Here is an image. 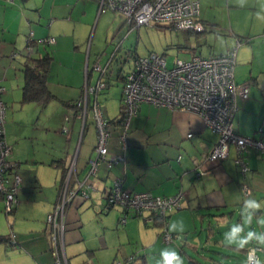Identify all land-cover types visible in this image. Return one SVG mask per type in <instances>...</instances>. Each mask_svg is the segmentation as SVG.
<instances>
[{
    "label": "crops",
    "instance_id": "0c3cea01",
    "mask_svg": "<svg viewBox=\"0 0 264 264\" xmlns=\"http://www.w3.org/2000/svg\"><path fill=\"white\" fill-rule=\"evenodd\" d=\"M198 2V18L204 25L201 32L152 24L177 35L158 54L165 55L166 49L173 46L178 52L187 51L182 52L186 56L175 57L187 59L195 54H224L236 47L233 79L246 84L248 93L236 99L238 109L233 128L240 135L261 137L264 135V0ZM108 20L98 13L96 0H0V84L4 86L0 95L5 103V139L11 147L8 159L21 176L11 213L15 225L22 214L25 222L21 228L25 230L23 235L18 230L13 233L0 230V234L11 233L13 237V242H0L5 250L4 264H53L50 227L45 218L66 181L70 190L91 187L87 198L78 191L66 206L64 242L69 264L79 252L95 255L97 249L108 247L103 228L109 227V215L119 219L124 214L126 224L129 218H134L120 206L106 205L116 178L122 180L123 188L133 192L149 191L165 197L181 194L179 205L174 209L177 211L169 214L167 228L173 220H183L185 225L190 210L197 208L202 211L200 220L205 215L215 218V222L209 218L204 228L207 239L215 244H222L214 238L217 228L218 231L226 229L232 209L242 203L239 201L241 184L248 185L250 195L253 193V198L264 205V154L253 147L244 151L249 168L245 175L234 162V146H230L223 159L207 158L219 135L195 111L141 102L129 120L122 143L123 128L119 119L124 75L134 57L155 51L148 49L140 53L138 50L141 25L130 27L123 19L116 26ZM30 31L34 43L28 53L39 58L50 56L46 85L53 97L45 104L22 102L23 66ZM134 31L136 42L131 44L127 39ZM200 34H207V39L220 36L224 41L216 50L213 45L216 43L206 39L212 52L203 54L197 39L194 42L191 39L192 35ZM46 37H53L54 41H39ZM97 62L102 72L95 67ZM99 79L105 82V87L97 93L86 92L87 110L82 116L77 101ZM94 100L109 121V154L124 158L110 168L101 163L91 172L89 159L94 155L97 134L91 109ZM188 132L192 133L189 137ZM44 172L55 178L52 191L42 197L40 177ZM142 214L135 216H143L145 224L159 225ZM254 214L259 219L264 215V207ZM92 221L95 225L89 231L87 226ZM136 222L142 228L138 219L131 220L129 225ZM257 225V232H264V227ZM161 231H156L158 238H162ZM247 247L239 249L244 257ZM188 260L190 264H205L193 255H188Z\"/></svg>",
    "mask_w": 264,
    "mask_h": 264
},
{
    "label": "built area",
    "instance_id": "2783aa9c",
    "mask_svg": "<svg viewBox=\"0 0 264 264\" xmlns=\"http://www.w3.org/2000/svg\"><path fill=\"white\" fill-rule=\"evenodd\" d=\"M98 13L107 9L122 15L130 27L147 24H164L179 30L201 32L203 23L198 18V0H96ZM33 32L27 37L26 52L32 47ZM40 42L52 43L53 37H46ZM34 42V41H33ZM238 44V42H237ZM236 47L227 53L219 55H192L189 58L176 57L170 66L164 54L149 52L143 56L133 58L130 69L125 73L122 84V108L120 124L123 132L120 136L124 144V136L130 118L136 114L141 102L155 105H165L169 108H181L195 111L200 115L204 124L212 131L218 133L216 145L206 157L211 160L225 158L230 146H234V162L242 174L248 170L243 157L247 147H253L264 153V135L261 137L244 136L238 134L233 128V117L238 109L237 97H245L248 93L246 84L236 83L233 79V67ZM95 67L103 69L99 63ZM105 87V82L98 80L96 85L85 89V93L77 106L84 116L87 110L86 92H98ZM4 86L0 84V93ZM93 120L96 126V143L94 155L89 159L90 171L95 172L101 163L110 168L114 163L123 160V156L109 154L108 138L110 136L109 122L102 114L99 103L94 100L91 104ZM188 132L186 136H191ZM11 147L5 139V103L0 95V196L5 202V213L13 209L17 197L16 193L21 184V176L14 171L15 164L10 162L8 156ZM70 172V170H69ZM90 186L79 189L84 198L89 196ZM78 191L68 189L67 181L60 190L59 198L51 212L46 216L50 227V247L53 255V264H69L65 254L64 235L66 231L65 210L72 202ZM241 191L245 196L250 194V188L242 184ZM181 194L174 196H157L149 191L133 192L122 187V180L114 179L108 194V203L120 206L123 210H132L135 214L147 215L150 212L166 214L177 208ZM146 215V216H147ZM149 219L150 216H147ZM120 220L125 221V215ZM165 242L172 241V235L165 230L162 233ZM255 243L245 250V258H258ZM112 264H123L113 262Z\"/></svg>",
    "mask_w": 264,
    "mask_h": 264
},
{
    "label": "rangeland",
    "instance_id": "374dc122",
    "mask_svg": "<svg viewBox=\"0 0 264 264\" xmlns=\"http://www.w3.org/2000/svg\"><path fill=\"white\" fill-rule=\"evenodd\" d=\"M249 10V9H248ZM248 10H245L246 12ZM103 16L108 17V21H114V25H118L121 20L124 19L122 15L114 13V11L107 9L101 12ZM140 35H138V50L140 53H145L148 49L154 50L157 53H161L163 49L166 48L170 40L175 38L176 33L170 32L169 30H164L163 28L155 27L152 24L141 25L140 26ZM104 34V33H103ZM127 41L131 44L136 42L137 34H131ZM207 34H200L199 36L192 35L191 39L194 42L197 39L198 49L200 48L203 54H208L212 52L208 47V42H215L213 44L216 46V50L220 49L224 38L218 36L217 38L206 37ZM105 36V35H104ZM208 40V42L206 41ZM104 37L102 46H104ZM197 49V50H198ZM179 50H183L182 48ZM182 52H187L186 50ZM178 52L173 46H170L166 49L165 56L167 57V65L170 66L175 56H186L184 53ZM130 63L127 62L126 66ZM115 66V64H114ZM43 180V188L41 189L42 197L46 195L49 191H52V186H54V178L51 177L47 172L43 173V177H40ZM21 185V184H20ZM32 193H38L37 191H32ZM251 194V193H250ZM245 196L241 192L239 201L241 204L234 207L232 212L229 214L230 221L226 223V229L218 231V224L216 223L217 233H215L214 238L218 240L219 243L215 244L212 240H208L206 237V230L204 229L207 226V220L213 219L212 222H215L214 217L204 216L203 220H200L199 214L200 210L193 208L190 210L191 213L187 216L185 227L187 228L183 233H177L176 237H173V240L170 242H165L162 238H158L156 231L163 229V226L153 224H145L143 216H135L134 211H130V215H134V218L128 219V224L126 222L113 218V216H108L109 227L107 229L103 228L105 231L106 239L108 241V247H101L97 249V253L92 255L86 251L79 252L72 256L71 264H112L113 262H123L125 259L133 256L132 264H144L145 261L148 264H158V261L162 260L161 251L163 249H175L183 257L184 264H190L188 260V255H193L195 259L203 262L205 264H247L244 253L235 249L232 246H226L224 241V234L230 230L232 227L244 225V233L248 231L257 232V222L255 214L253 215V220L250 225H246L247 214L251 210L244 209V201L246 199H253L252 195ZM256 199V198H254ZM118 207V206H116ZM5 202L4 199H0V230H7L6 232H15L18 230L20 235L24 233L22 226H25L23 222V214L19 222L14 221L13 213H5ZM177 210H174V212ZM129 215V216H130ZM142 215H147L144 212ZM47 216V215H46ZM241 216V217H240ZM45 218V217H44ZM87 218V216H86ZM138 219L141 221L142 228L139 222L134 223L132 226L129 225L131 220ZM46 220V218H45ZM11 224V226H10ZM95 222L92 221L87 226L89 231L94 228ZM223 227V226H222ZM4 228V229H3ZM29 230V229H26ZM169 230V229H168ZM158 232V233H159ZM25 234V233H24ZM157 236V238H156ZM255 243V242H253ZM5 253L3 245H0V264H4L3 255ZM258 258L262 261L264 260V247L259 246L257 249ZM262 256V258H260ZM7 264V263H6Z\"/></svg>",
    "mask_w": 264,
    "mask_h": 264
},
{
    "label": "trees",
    "instance_id": "16d2710c",
    "mask_svg": "<svg viewBox=\"0 0 264 264\" xmlns=\"http://www.w3.org/2000/svg\"><path fill=\"white\" fill-rule=\"evenodd\" d=\"M31 42H32V44L34 43L33 41H31ZM49 63H50V56L49 55H46L44 57L39 58V57L31 56L30 53H26V59H25L24 66H23L25 79H24L23 91H22V102H36V103L45 104L47 101H49L53 97V95L51 94V92L49 91V89L46 85V73H47V70L49 67ZM120 120H121V117L119 119V123H120ZM247 148H249V147H247ZM244 151H243V153H244ZM262 154H264V153H262ZM243 157H244V155H243ZM245 174H242V175H245ZM241 186H242V184H241ZM59 194H60V192L58 193V198H59ZM0 198H2V197L0 196ZM107 199H108V195L106 197L107 207H112L113 205L108 203ZM14 207H15V205H14ZM14 207L11 210V212L14 210ZM123 211H125V210H123ZM128 211H131V210H128ZM128 211H126V212H128ZM170 212H168L166 214H158L156 212H150L148 214V216H150V218L153 219L155 223L159 224L160 226L161 225L163 226L164 229H162L161 233H163L165 230H167L172 235V240H173V237H176V234L173 232H170L167 228L168 217H169ZM135 215H137V214H135ZM3 241L7 242V243H10L11 241L13 242L12 234L11 233H9L8 235L0 234V242H3ZM132 259H133V256H131L128 259H125L122 263L123 264H132Z\"/></svg>",
    "mask_w": 264,
    "mask_h": 264
},
{
    "label": "clouds",
    "instance_id": "9594fccd",
    "mask_svg": "<svg viewBox=\"0 0 264 264\" xmlns=\"http://www.w3.org/2000/svg\"><path fill=\"white\" fill-rule=\"evenodd\" d=\"M264 205L256 199H246L244 201V209L252 210L247 214L246 225H250L253 220V215L255 211L261 210ZM256 222L264 227V215H262ZM244 225L232 227L228 232L224 234L223 243L226 246H235L238 249H243L247 247L250 243L255 242L257 246L264 247V232L248 231L244 233ZM185 230V225L183 220H173L169 224V231L176 233H183ZM162 260L158 261V264H184L183 257L175 249H163L161 251ZM249 264H264L259 258L252 259L249 258Z\"/></svg>",
    "mask_w": 264,
    "mask_h": 264
}]
</instances>
